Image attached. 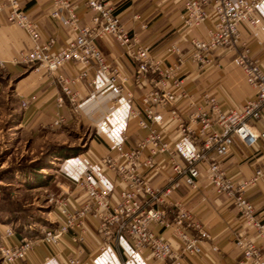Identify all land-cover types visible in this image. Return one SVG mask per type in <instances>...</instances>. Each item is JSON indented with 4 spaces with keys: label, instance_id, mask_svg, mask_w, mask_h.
Masks as SVG:
<instances>
[{
    "label": "crops",
    "instance_id": "0c3cea01",
    "mask_svg": "<svg viewBox=\"0 0 264 264\" xmlns=\"http://www.w3.org/2000/svg\"><path fill=\"white\" fill-rule=\"evenodd\" d=\"M260 1V21L257 28L251 31L248 27H242L238 49L217 50L213 53L212 63L201 68L191 62L192 40H206L209 37L213 31L211 19L205 20L200 26L187 28L181 18L185 0H113L115 15L119 17L123 28L135 35L140 44L150 47L153 58L162 70L182 60L175 73L176 77L182 79V86L176 93L175 105L170 108L156 107L155 111L163 117L162 124L152 123L149 130H143L139 128L138 119L129 118V106L115 105L118 94L105 80L99 79L97 88L90 85L96 75L93 69L81 63H71L56 74L73 79L87 70V78L73 86L79 104V108L74 110L69 99L63 96L55 76L42 67L14 64V60L22 52L31 50L32 43L21 28L9 21L7 1L0 0V62L5 63L4 68H0V80L4 87L0 95V123H5L8 127L19 126L25 131L37 134L43 129L53 127L57 116L63 115L65 121L60 127L69 130L79 126L91 134L86 150L81 156L65 159L60 164L59 174L49 187L53 194L67 193L75 205L83 204L87 200L86 191L76 185V180L87 171L93 173L99 188L113 187L116 192L125 188L126 184L119 181L116 172L101 165L99 161L108 156L120 161L114 151L118 143L122 142L125 148L136 149L151 130L156 131L162 142L171 148L172 153L165 152L156 156L153 167L150 168L144 163L152 157L153 146L147 144L141 150L138 173L148 179L153 188L164 189L174 176L173 166L184 163L196 151V147L201 145L202 140L199 138L195 140V145L185 142L183 128L189 126L195 135L198 134L199 126L192 123L191 116L200 111H210L208 97L216 98L218 108L225 112L231 107L241 109L253 96L243 71L233 60L242 47L246 46L249 56L264 69V0ZM19 2L28 12L29 18L38 24L43 38L54 40L52 51L59 50L77 38L75 28L62 26L51 18L52 0ZM72 6L78 19V27L93 25L94 12L76 0ZM97 44L106 56L107 63L127 77L124 94H132L133 110L140 109V101L149 92L155 89H173V79L167 80L164 85L159 83L160 78L155 74L137 77V63L132 58V46L119 43L111 35L98 40ZM174 46L179 51H172ZM61 96L64 104L60 105L58 99ZM23 102H27L24 107ZM13 103L15 108L11 107ZM171 109L176 111L177 116L172 114ZM213 129H219L217 123L213 124ZM220 165L238 183L248 181L254 176L256 169L264 167V146L259 144L253 148L235 147L229 156L220 161ZM202 169L203 178L198 181L196 188L187 185L180 178V186L172 192L169 201L183 204L194 220L209 232L211 240L203 243L204 250L209 251L211 245H216L220 249L216 257L221 264L238 261L241 252L235 246L234 239L238 235L255 239V234L248 226L239 223L235 202L217 194L206 178L205 169ZM246 196L254 203L257 213L264 218V177L249 187ZM56 219L55 214L53 226L56 225ZM6 227L9 225L0 224L1 234ZM154 231L158 236L169 240L174 249L178 248L172 230L155 227ZM81 234L85 237V243L75 242L71 235L66 236L55 248L38 242L25 260L12 264H63L73 256H78L85 264H123L126 261L124 250L128 249L127 243L106 241L99 231V221L93 214L86 217L85 230ZM26 235L21 232L9 238L1 237L0 246L17 245ZM104 243L111 246L102 252L99 247ZM126 264L159 263L148 251H144L131 256ZM189 264L210 263L206 259L195 258Z\"/></svg>",
    "mask_w": 264,
    "mask_h": 264
},
{
    "label": "built area",
    "instance_id": "2783aa9c",
    "mask_svg": "<svg viewBox=\"0 0 264 264\" xmlns=\"http://www.w3.org/2000/svg\"><path fill=\"white\" fill-rule=\"evenodd\" d=\"M6 1L9 21L21 28L32 43L31 50L22 52L14 60V64L42 67L55 76L63 96L77 110L78 95L73 86L87 78V70L73 79L56 74L67 64L81 63L95 71L96 75L90 85L97 88L99 79L105 80L118 94L115 105L129 106L128 116L132 120L138 119L140 129L149 130L152 123L162 124L163 117L155 108H170L175 105L177 90L182 86V79L176 77L175 73L182 60L162 70L153 58L150 47L140 44L135 35L123 28L119 17L115 15L113 0H76L94 12L93 25L82 28L78 27V19L72 6L74 0H52L51 18L62 26L75 28L78 33L75 40L69 41L57 51H52L54 40L43 38L38 24L29 18L19 0ZM260 4V0H185L181 18L187 28L200 26L207 19L213 21V31L206 40H192L191 62L204 68L212 63L213 53L217 50L238 49L241 28L248 27L253 31L259 24ZM110 35L119 43L133 47L131 51L133 50L132 58L137 63V77L155 74L160 78L159 83L164 85L167 80L173 79V89H155L149 92L140 101V109L133 110L132 94H124L127 77L107 63L106 56L97 44L98 40ZM171 49L179 51L176 46ZM233 63L243 71L253 96L241 109L231 107L225 112L218 108L216 98L208 97L210 111H200L191 116L192 123L199 126L198 134L195 135L189 126L183 128L185 142L195 145V140L199 138L202 140L201 145L196 147V151L184 163L173 166L175 172L168 186L164 189L153 188L149 180L138 173L141 150L147 144L153 146L152 157L144 163L150 168L153 167L156 156L165 152L172 153L171 148L160 139L159 133L151 130L136 149L125 148L120 142L114 147L120 161L108 156L101 158L99 163L116 172L119 181L124 182L126 187L119 192L113 187L99 188L93 173L85 172L76 180V185L86 191L87 200L83 204L75 205L67 193L50 199L56 209V225L44 228L34 238L21 239L17 245L1 246L0 263L12 264L25 260L38 242L55 248L66 236L71 235L75 242L85 243L81 232L85 230L86 217L93 214L99 221V231L106 241L127 243L128 249L124 250L126 261L123 264L131 256L144 251H148L159 264H189L195 258L206 259L210 264H221L216 257L220 252L218 246L211 245L209 251L203 248V243L211 240L209 232L194 220L183 204L169 201L172 192L180 186V178L187 185L196 188L198 181L203 178L204 168L206 178L216 193L235 202L239 223L248 226L255 234V239L246 235H238L234 239L241 257L238 261L226 264H264V218L257 213L254 203L246 196L249 187L264 177V167L256 169L250 180L238 183L220 165V161L229 156L235 147L253 148L259 144L264 146V69L249 56L246 46L242 47ZM4 65V62H0V68H4ZM3 91L0 80V95ZM63 96L58 99L60 105L64 104ZM26 105L27 102H23V107ZM171 112L177 116L175 110L171 109ZM64 121L65 117L58 115L53 126L60 127ZM214 123L219 126L218 130L213 129ZM192 136H195L194 139ZM155 227L172 230L178 248L174 249L169 240L158 236L154 231ZM14 235L15 228L9 226L1 237L9 238ZM110 246L104 243L99 250L103 252ZM63 264L85 263L78 256H73Z\"/></svg>",
    "mask_w": 264,
    "mask_h": 264
},
{
    "label": "rangeland",
    "instance_id": "374dc122",
    "mask_svg": "<svg viewBox=\"0 0 264 264\" xmlns=\"http://www.w3.org/2000/svg\"><path fill=\"white\" fill-rule=\"evenodd\" d=\"M13 104L11 107L15 108ZM90 137L91 134L79 126L69 130L53 126L34 134L19 126L8 127L0 123V224L10 226L16 223L25 235H36L44 228L52 227L56 209L50 199L58 198L61 193L53 194L49 187L64 160H50L47 152L53 144L85 151ZM39 164H44L41 169L43 177L52 179L46 186L48 189L30 185L32 181L28 174Z\"/></svg>",
    "mask_w": 264,
    "mask_h": 264
},
{
    "label": "trees",
    "instance_id": "16d2710c",
    "mask_svg": "<svg viewBox=\"0 0 264 264\" xmlns=\"http://www.w3.org/2000/svg\"><path fill=\"white\" fill-rule=\"evenodd\" d=\"M84 152V150H81L79 148H67L65 145L61 144H53L49 148V152H47V156L50 160L52 159H70L72 157H77L81 155ZM40 165V166H39ZM37 168L34 167L33 170H31L28 174L29 179L31 182V187L37 188V187H46L52 179H45L43 175L41 174V169H43L44 164H39ZM16 225V223H15ZM15 225H10L15 228L16 233L21 234L22 228H19ZM27 234V233H26ZM28 235V236H27ZM25 237L34 238L36 235L34 234H27Z\"/></svg>",
    "mask_w": 264,
    "mask_h": 264
}]
</instances>
